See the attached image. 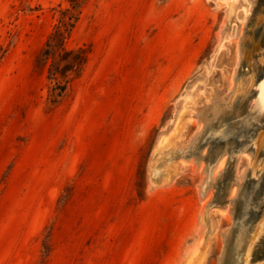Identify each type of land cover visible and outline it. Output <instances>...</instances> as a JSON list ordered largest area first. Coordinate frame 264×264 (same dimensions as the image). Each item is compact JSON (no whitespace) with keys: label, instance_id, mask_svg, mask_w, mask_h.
Segmentation results:
<instances>
[{"label":"rangeland","instance_id":"obj_1","mask_svg":"<svg viewBox=\"0 0 264 264\" xmlns=\"http://www.w3.org/2000/svg\"><path fill=\"white\" fill-rule=\"evenodd\" d=\"M263 17L0 0V264H264ZM67 19L82 63L51 102Z\"/></svg>","mask_w":264,"mask_h":264},{"label":"trees","instance_id":"obj_2","mask_svg":"<svg viewBox=\"0 0 264 264\" xmlns=\"http://www.w3.org/2000/svg\"><path fill=\"white\" fill-rule=\"evenodd\" d=\"M72 27V24L67 20L61 21L60 25L57 26L58 35L60 36V47L58 49H53L52 44L50 42L51 37L46 42V48L43 52L45 56H49L51 51H56L57 60L52 63L51 72L49 79L54 80L53 85L49 89V100L51 102H55L57 98H59L63 92L65 91L66 81L65 79L71 73L76 72L82 63L81 56L79 52L67 51L64 48L63 40L61 39L62 33L64 31H69V28ZM55 31V33H56Z\"/></svg>","mask_w":264,"mask_h":264},{"label":"bare ground","instance_id":"obj_3","mask_svg":"<svg viewBox=\"0 0 264 264\" xmlns=\"http://www.w3.org/2000/svg\"><path fill=\"white\" fill-rule=\"evenodd\" d=\"M263 22H264V17H263ZM256 106L259 107V109H262L264 107V82L261 84L260 86V90H259V95H258V99L256 102ZM264 225V217L261 221V227Z\"/></svg>","mask_w":264,"mask_h":264}]
</instances>
